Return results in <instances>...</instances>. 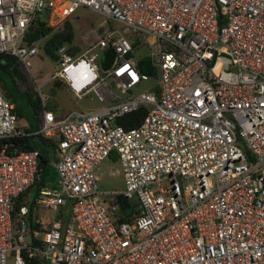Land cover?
Wrapping results in <instances>:
<instances>
[{
  "label": "built area",
  "instance_id": "built-area-1",
  "mask_svg": "<svg viewBox=\"0 0 264 264\" xmlns=\"http://www.w3.org/2000/svg\"><path fill=\"white\" fill-rule=\"evenodd\" d=\"M80 8L103 19L82 43L61 45L53 73L36 81L32 21L60 26ZM144 44L157 82L137 93L151 79L134 57ZM107 48L115 60L102 71ZM0 53L19 61L44 108L27 132L0 92V139L58 134L59 178V190L38 192L47 229L31 230L27 204L14 207L39 153L0 148V264H25L23 251L46 264H264V0H0ZM81 60L96 71L77 95L62 74ZM55 80L101 106L57 118L43 91ZM142 106L138 126L116 122ZM112 152L123 188L105 190L96 169ZM118 197L136 201L130 221H117Z\"/></svg>",
  "mask_w": 264,
  "mask_h": 264
},
{
  "label": "trees",
  "instance_id": "trees-1",
  "mask_svg": "<svg viewBox=\"0 0 264 264\" xmlns=\"http://www.w3.org/2000/svg\"><path fill=\"white\" fill-rule=\"evenodd\" d=\"M25 41L29 44L38 43L45 56L53 61H57V49L61 45H72L74 42L73 26L68 19H64L60 26L54 28L47 25L40 19L32 21L28 32L25 36ZM77 47H71L68 51L73 52ZM139 70L142 73H147L151 79L157 76V68L146 57L138 60ZM105 73V72H102ZM56 87L62 85L61 80H55L53 83ZM0 92L4 97L13 105V110L17 119V128H21L18 120L23 118L25 114L28 115V125L23 127L27 132L38 130L42 123V112L44 110L40 98L34 92L31 81L26 71L22 68L19 61L8 54L0 53ZM47 109L54 112L55 116L59 118L58 105L56 102L47 103ZM146 114V108L140 107L134 112L128 113L116 119L119 125L125 128L135 127L140 124ZM6 143L13 146H7L6 150L9 152L15 147L17 150H37L39 153L38 176L33 185L20 195L16 200L14 211L25 203L23 202L24 196L28 191L35 187L39 192L42 188H55L48 186V180L54 176V169L50 165L51 159L56 158V143L43 136V134L19 136L0 139V148ZM34 202L29 205V213L27 221L31 230L45 231L47 229V222L42 223L38 221V217L34 212ZM118 214H116L117 221H130L133 213L136 211V201L126 200L125 198L118 197ZM25 264H44L42 260L35 257H28L23 251Z\"/></svg>",
  "mask_w": 264,
  "mask_h": 264
},
{
  "label": "rangeland",
  "instance_id": "rangeland-1",
  "mask_svg": "<svg viewBox=\"0 0 264 264\" xmlns=\"http://www.w3.org/2000/svg\"><path fill=\"white\" fill-rule=\"evenodd\" d=\"M42 19H47V11H44L41 15ZM73 26L74 30V41H81V34L89 31L91 28H95L98 23L103 19L101 16L88 11L85 8H80L76 14L69 16L67 18ZM54 24V23H53ZM54 28L58 27V24L51 25ZM39 45V44H38ZM84 46V44H81ZM149 54V49L146 44L137 48L134 54L136 59H140ZM56 67V62L49 60L43 50L40 48L39 54L33 59L32 73L36 77V81H42L48 78L52 73L53 69ZM110 81L109 78H107ZM157 82L155 79H150L147 82L141 84L137 89L138 92L149 91L150 87ZM54 81L49 82L43 88V91L47 95L48 103L56 102L58 105V114L60 117L65 116L70 110L78 109L82 111H89L97 109L101 104L93 95H87L82 99L76 98L73 93L69 90L67 85L62 82V85L55 86ZM34 82L31 81V86L33 88ZM34 90V89H33ZM119 94V90H115ZM28 115L25 114L18 123L21 127H26L28 125ZM54 159V158H52ZM51 159V160H52ZM97 184L99 188L105 190L112 189H122L123 188V176L121 173V168L118 161V156L116 152H112L107 159L102 161L98 168L96 169ZM54 176L48 180V186L54 187V189L59 190V178L54 169ZM39 198L38 192L35 187H32L28 193L25 195V204L29 207L32 201L34 202V212L41 215L42 217H49L50 211L37 204V199ZM106 205L115 206V201L111 197H106ZM69 204L61 206L59 212L65 217H69ZM26 241L30 242L31 237L27 236Z\"/></svg>",
  "mask_w": 264,
  "mask_h": 264
},
{
  "label": "clouds",
  "instance_id": "clouds-1",
  "mask_svg": "<svg viewBox=\"0 0 264 264\" xmlns=\"http://www.w3.org/2000/svg\"><path fill=\"white\" fill-rule=\"evenodd\" d=\"M95 67L87 61L81 60L76 66H68L64 70V78L68 81L74 92L79 95L82 89L95 79Z\"/></svg>",
  "mask_w": 264,
  "mask_h": 264
},
{
  "label": "water",
  "instance_id": "water-1",
  "mask_svg": "<svg viewBox=\"0 0 264 264\" xmlns=\"http://www.w3.org/2000/svg\"><path fill=\"white\" fill-rule=\"evenodd\" d=\"M115 60V52L112 48H107L104 51V59L100 63V67L102 71H107L111 68L113 62ZM113 124H116V122H113Z\"/></svg>",
  "mask_w": 264,
  "mask_h": 264
},
{
  "label": "crops",
  "instance_id": "crops-1",
  "mask_svg": "<svg viewBox=\"0 0 264 264\" xmlns=\"http://www.w3.org/2000/svg\"><path fill=\"white\" fill-rule=\"evenodd\" d=\"M60 117V115H58ZM47 138H50L51 140H53L55 143L57 142V138H58V134L54 133L52 134L50 137H47ZM57 156V155H56ZM25 198V196H24ZM38 217V221L39 222H42V223H45L47 222V225H48V217H42L41 215L35 213ZM64 221H67V216H66V219ZM46 264V263H44Z\"/></svg>",
  "mask_w": 264,
  "mask_h": 264
}]
</instances>
